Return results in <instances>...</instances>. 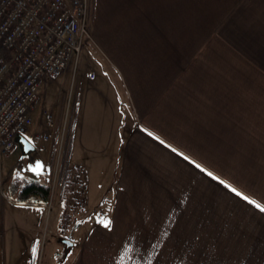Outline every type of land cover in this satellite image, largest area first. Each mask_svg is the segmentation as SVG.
Here are the masks:
<instances>
[{"label":"rangeland","instance_id":"374dc122","mask_svg":"<svg viewBox=\"0 0 264 264\" xmlns=\"http://www.w3.org/2000/svg\"><path fill=\"white\" fill-rule=\"evenodd\" d=\"M87 3L89 8V0ZM154 3L167 4V0ZM101 15L92 23L93 13L89 12V38L75 67L71 64L40 87L32 124L25 134L35 150L24 156L17 144L1 158L0 264H63L67 256L73 262L89 241L102 252L96 260L102 264H264L263 117L262 123L253 125L213 124L204 134L192 131L194 126L186 131L180 123L171 125L172 147L179 151L181 160H172L170 183L136 184L138 193L143 186L138 195L140 218L148 209L149 224L154 225L148 236L139 238L137 246L125 245L126 238L98 235L97 229L115 227V221L80 220L93 218L89 212L95 209L104 213L107 209L108 214L116 186L117 162L109 150L90 158V173L81 159L83 163L74 166L78 172L71 170L73 164L67 157L72 138L76 149L82 151V139L92 123H100L110 136L119 122L101 67L84 59H91L92 52L102 53L93 36ZM111 19L124 24L125 18L110 13ZM155 21L157 38L165 36L166 20L155 14ZM130 31L116 27L110 32L130 36ZM110 78L124 96L113 73ZM123 106L127 112L129 105L124 102ZM91 110L98 118L90 116ZM122 112L120 116H127ZM97 159L102 160L101 173ZM16 177L21 182L33 179L50 186L51 195L43 209L32 206L34 199L22 204L10 196V182ZM64 239L74 246L67 247Z\"/></svg>","mask_w":264,"mask_h":264},{"label":"crops","instance_id":"0c3cea01","mask_svg":"<svg viewBox=\"0 0 264 264\" xmlns=\"http://www.w3.org/2000/svg\"><path fill=\"white\" fill-rule=\"evenodd\" d=\"M155 1L160 3L89 0L92 23L102 13L93 31L102 53L91 51V59L83 58L101 67L119 122L110 136L102 131L100 123H92L82 139V151L76 149L74 138L67 147L71 170L76 172L75 163L84 160L90 173V158L102 152L109 150V155L116 158V186L109 213L107 209L106 213L95 209L89 212L93 218L80 220L115 221V227L97 229L98 235L126 238L124 244L133 247L154 230L148 209L140 218L138 195L143 186L138 193L136 184L170 183L172 160H181L179 151L172 147V124L180 123L186 131L194 126L192 131L204 134L213 124L253 125L264 118V0ZM110 13L125 18L124 24L110 21ZM155 14L166 20L167 32L160 38ZM116 27L131 30L127 32L130 36H113L110 31ZM123 100L129 105L127 112ZM122 111L127 116H120ZM90 113L97 117L93 110ZM97 161L101 173L102 160ZM102 197L107 205V198L104 194ZM32 202L41 209L46 204ZM56 218L58 223L60 215ZM158 232H162L160 228ZM95 246L89 241L73 262L67 256L63 264H102L96 262L102 252ZM92 253H96L95 259Z\"/></svg>","mask_w":264,"mask_h":264},{"label":"built area","instance_id":"2783aa9c","mask_svg":"<svg viewBox=\"0 0 264 264\" xmlns=\"http://www.w3.org/2000/svg\"><path fill=\"white\" fill-rule=\"evenodd\" d=\"M87 24V0H0V160L28 132L41 85L76 65Z\"/></svg>","mask_w":264,"mask_h":264},{"label":"trees","instance_id":"16d2710c","mask_svg":"<svg viewBox=\"0 0 264 264\" xmlns=\"http://www.w3.org/2000/svg\"><path fill=\"white\" fill-rule=\"evenodd\" d=\"M9 193L17 203H25L33 199L41 203H47L51 195V188L48 184L37 180L23 179V182H21V179L16 177L10 182Z\"/></svg>","mask_w":264,"mask_h":264},{"label":"water","instance_id":"95a60500","mask_svg":"<svg viewBox=\"0 0 264 264\" xmlns=\"http://www.w3.org/2000/svg\"><path fill=\"white\" fill-rule=\"evenodd\" d=\"M16 144L19 145V147L22 150V153L24 156L28 155L30 152H33L35 150V148L33 147V145L24 137L19 136L16 138ZM71 238V236H69V239ZM62 242L67 246V247H71L72 246V242L68 239H64L62 240Z\"/></svg>","mask_w":264,"mask_h":264}]
</instances>
